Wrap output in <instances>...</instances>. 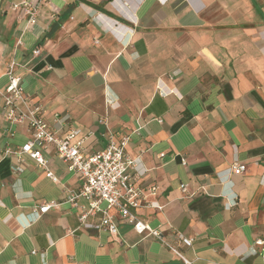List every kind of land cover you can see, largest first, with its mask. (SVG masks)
I'll return each instance as SVG.
<instances>
[{"label": "crops", "instance_id": "1", "mask_svg": "<svg viewBox=\"0 0 264 264\" xmlns=\"http://www.w3.org/2000/svg\"><path fill=\"white\" fill-rule=\"evenodd\" d=\"M13 62L60 134L96 131L89 152L140 128L126 153L164 207L137 211L162 237L120 217L116 235L86 227L67 199L80 174L52 145L59 182L26 155L17 171L31 134L0 109V264H184L165 242L192 264H264V0H0L2 91Z\"/></svg>", "mask_w": 264, "mask_h": 264}, {"label": "built area", "instance_id": "2", "mask_svg": "<svg viewBox=\"0 0 264 264\" xmlns=\"http://www.w3.org/2000/svg\"><path fill=\"white\" fill-rule=\"evenodd\" d=\"M28 13L31 14L29 22L35 23L34 13L31 11ZM39 53L40 48L35 49L34 54ZM14 66L15 63H11L5 90H0V109L10 125L24 124L31 134L30 139L15 152L20 163L16 167L17 171H22L21 163L26 155L45 170L47 177L59 182V177L50 169L48 159L45 157V152L52 145L57 156L66 162L68 169L81 176L80 191H68L67 199L82 208L79 218L83 225L88 228L104 229L111 235H116L117 221L120 217L132 224L138 233L148 231L151 235L162 237L160 229L151 228L138 217L137 213L142 207H153L158 210L164 207L149 199L157 194L156 185L151 186L147 192L137 185L138 176L141 174L138 171L139 159L132 158L126 153L132 134H140V128L119 139L108 130L103 133L108 138L106 147L89 152L87 142L89 138L95 136L96 131L90 130L83 134L81 127L72 126L64 134H60L45 117L42 105L33 102L25 93L22 78L14 73ZM175 74H178L177 71ZM108 103L112 105L114 102L108 99ZM54 121H59V114L54 115ZM158 121L163 122L160 118ZM98 122L106 124V118H100ZM161 155L164 156V153ZM181 162L186 165V158L182 157ZM245 170V164L240 162L233 164L234 173H242ZM181 188L186 190L184 184ZM81 198L87 201L86 206L79 204ZM53 206H56V202L46 203L35 209V213L47 212ZM32 215L29 222L35 220V215ZM90 216L97 217L99 221L89 222ZM178 239L188 244L193 242L192 238L185 237L183 233H178ZM165 243L183 260L184 264H192V261L187 259L176 246ZM254 245V253L264 255V234L255 239Z\"/></svg>", "mask_w": 264, "mask_h": 264}]
</instances>
